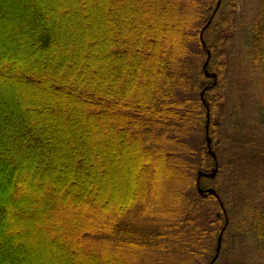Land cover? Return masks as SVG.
I'll return each mask as SVG.
<instances>
[{"label": "trees", "instance_id": "trees-1", "mask_svg": "<svg viewBox=\"0 0 264 264\" xmlns=\"http://www.w3.org/2000/svg\"><path fill=\"white\" fill-rule=\"evenodd\" d=\"M251 1L0 0V264H224L233 233L264 264V90L223 152L216 122L228 75L264 85Z\"/></svg>", "mask_w": 264, "mask_h": 264}, {"label": "rangeland", "instance_id": "rangeland-1", "mask_svg": "<svg viewBox=\"0 0 264 264\" xmlns=\"http://www.w3.org/2000/svg\"><path fill=\"white\" fill-rule=\"evenodd\" d=\"M242 4L240 5L239 8V20H241L243 22V16L246 15L248 13L249 10V6H246V1L251 3V0H242ZM258 1V0H254L253 2ZM260 2H257L256 4H259ZM243 6H245V9H243ZM257 13V12H256ZM253 13V14H256ZM2 34V33H0ZM199 56H197L194 60L195 64L197 63V65L200 64L199 61H197L196 59ZM196 65V66H197ZM246 65L243 63V67H245ZM198 77V76H197ZM245 77L243 75V73L240 71L238 72L236 70V76L233 79L234 81V85H232L234 87V91H232V86L230 84V80H229V75L227 77V79L223 80L220 84L217 85L216 89H215V93L222 95V100L220 102L221 108H222V113L223 118H216V122L220 123L221 125V129L219 132V136H220V150L219 151H225L231 147H233V141L238 142V138L242 137L244 135L243 132H241V129H238L237 131H231L230 129V124H231V119H232V115H233V110H234V105L235 102L236 104L238 103L240 105V109H238L240 111L238 118L239 121L238 124H240L241 127L245 126L244 123H247L250 119V114L248 111L245 110V106L243 105V103H247L249 102V100L247 99L251 93V91H253L254 89L257 90L260 88V90H264V85H262L261 87L256 83L255 79H252L249 77L250 83H246L245 82ZM201 83L204 82V78H200L198 79ZM250 85L252 87H250ZM244 108V110H243ZM262 118V121L264 122V112L260 115ZM232 132V133H231ZM231 134V135H230ZM231 136L230 140H227L226 137L227 136ZM207 137H205L203 134H200L197 137V143L199 144V147L201 146V144H203L204 142H206ZM233 140V141H231ZM211 149H212V153L215 154L214 149H213V145L211 142ZM118 166L120 165V162L116 163ZM223 177H218L216 176V178L214 179L215 182L218 184L219 180L220 182L222 181ZM222 178V179H221ZM124 181V180H122ZM225 181L223 180V183ZM218 213V212H217ZM45 237H48V233L45 234ZM234 235V233L232 234V236ZM231 238L229 239V244H228V249L226 254L224 255L223 259H227L224 264H233L236 263L235 259L237 260V263L240 262V259H254V253L253 251H251V246H248L247 250H244L245 248V244L235 241ZM27 238H32V236H28ZM11 241V240H10ZM13 241L10 242V244H12ZM9 243V242H8ZM13 256L17 257V255L14 253ZM230 259V260H228ZM261 264V263H258Z\"/></svg>", "mask_w": 264, "mask_h": 264}, {"label": "water", "instance_id": "water-1", "mask_svg": "<svg viewBox=\"0 0 264 264\" xmlns=\"http://www.w3.org/2000/svg\"><path fill=\"white\" fill-rule=\"evenodd\" d=\"M218 8V7H217ZM218 10V9H217ZM210 25V22L207 24V26H209ZM200 39H201V42H202V44L204 45V47L206 46V43H205V40H204V36H203V33H201V35H200ZM208 54H210V51H208ZM206 74H207V76H211V73L210 72H206ZM213 77H216V75L215 74H213L212 75ZM206 131H207V134L209 133V126L207 125V127H206ZM207 142L209 143V144H211V142H212V139L208 136L207 137ZM213 156L216 158V155L213 153ZM217 172H218V167H216L215 169H213L210 173H206L205 174V176H207V177H210V178H215L216 176H217ZM204 175V173L203 172H200L199 173V179L202 177ZM199 192L201 193V194H203V195H207V194H215L216 193V190H215V188H209L208 190H207V192L205 193V190L203 189V188H201V187H199ZM219 245H218V247H217V250H218V252L220 251V249H221V241H222V235L221 236H219ZM218 257V255L215 257V258H217ZM210 264H213V262H211Z\"/></svg>", "mask_w": 264, "mask_h": 264}, {"label": "flooded vegetation", "instance_id": "flooded-vegetation-1", "mask_svg": "<svg viewBox=\"0 0 264 264\" xmlns=\"http://www.w3.org/2000/svg\"><path fill=\"white\" fill-rule=\"evenodd\" d=\"M210 152L212 153V149H211V147H210ZM208 190V189H207ZM206 193V192H205ZM204 196H206V195H204Z\"/></svg>", "mask_w": 264, "mask_h": 264}]
</instances>
